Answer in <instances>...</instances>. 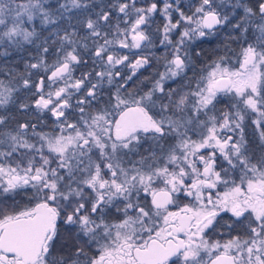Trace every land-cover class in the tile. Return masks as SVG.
I'll list each match as a JSON object with an SVG mask.
<instances>
[{
    "label": "snow or ice",
    "instance_id": "1",
    "mask_svg": "<svg viewBox=\"0 0 264 264\" xmlns=\"http://www.w3.org/2000/svg\"><path fill=\"white\" fill-rule=\"evenodd\" d=\"M0 264H264V0H0Z\"/></svg>",
    "mask_w": 264,
    "mask_h": 264
},
{
    "label": "trees",
    "instance_id": "2",
    "mask_svg": "<svg viewBox=\"0 0 264 264\" xmlns=\"http://www.w3.org/2000/svg\"><path fill=\"white\" fill-rule=\"evenodd\" d=\"M138 2H143V0H138Z\"/></svg>",
    "mask_w": 264,
    "mask_h": 264
}]
</instances>
